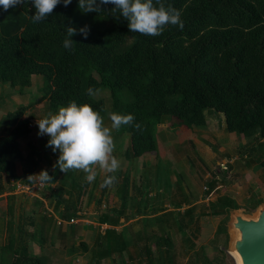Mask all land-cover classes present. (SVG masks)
<instances>
[{"label": "trees", "instance_id": "16d2710c", "mask_svg": "<svg viewBox=\"0 0 264 264\" xmlns=\"http://www.w3.org/2000/svg\"><path fill=\"white\" fill-rule=\"evenodd\" d=\"M164 2L180 11L184 27L167 26L156 37L130 32L127 21L115 18L119 12L112 13L111 4L85 13L78 8L79 0H72L38 23L30 20L35 14L31 2L18 5L22 19L0 8V83L23 90L35 76L43 82L38 99L0 117V174L9 173L14 161H23L18 140L29 133L25 115L34 104L47 100L51 113L70 102L89 104L104 119V100L88 95L89 88L107 89L110 112L133 115L134 124L141 125L139 130H118L129 136L123 153L127 160L156 150L155 132L162 118H175L181 128L190 129L205 124L207 109L223 115L227 133L264 142V0ZM69 26H87L89 34L86 39L72 36L75 44L66 49ZM256 164L264 167V161ZM234 208L225 203L215 214ZM191 212L183 214L190 218ZM16 241L11 234L6 237L2 262L45 264L46 257L32 256L26 243ZM79 249L87 251L84 243ZM145 256L154 264L148 247ZM202 262L210 264L205 257Z\"/></svg>", "mask_w": 264, "mask_h": 264}, {"label": "rangeland", "instance_id": "374dc122", "mask_svg": "<svg viewBox=\"0 0 264 264\" xmlns=\"http://www.w3.org/2000/svg\"><path fill=\"white\" fill-rule=\"evenodd\" d=\"M5 12L22 19L18 5ZM42 83L41 76L33 77L30 90H20L24 93H19L18 88L6 83L0 84V117L6 110H14L20 102L32 103L38 99ZM96 92L92 97L104 100V123L110 127L109 91L100 88ZM205 113L210 119L216 112L207 109ZM218 114L222 117L221 113ZM171 122L173 126L168 127ZM164 124L166 126H161L163 129L155 132L156 150L132 160L123 156L128 146L127 140L121 137L122 133L113 131L114 155L121 161V166L114 173L117 176L116 184L108 187L105 194L101 187L103 173L97 174L86 188L85 196L78 201L74 188L86 180V174L82 170H69L65 174L58 168L51 171L55 184L46 185L47 190L61 196V205L70 207L71 214L81 213L72 215V219L85 223L71 226H56L54 223L56 228L62 227L64 231L71 229L67 240L56 249L52 248L53 245L41 247L34 243L40 252L31 248L32 255L47 254V264H148L145 256V248L148 247L154 264H203V257L210 264H236L228 253L227 224L229 212L233 209L219 215L215 212L222 210L225 203L234 204L235 210L250 215L255 212L257 197L264 199V169L254 162L263 156L264 144L258 143L256 139L244 138L246 144L240 148L238 144L243 141L241 135L238 140L227 137L218 143L212 140L208 143L209 157L183 143L187 137L177 119L171 118ZM222 151L225 154L221 155ZM54 155L58 158L59 151L54 152ZM243 170L254 177L258 175L259 180L249 178L248 182L245 181L241 176ZM124 177L129 182V197L126 198V208L122 209L118 199ZM253 181L257 184L256 190L251 187ZM65 194L68 199H65ZM46 199L53 204V198ZM56 206L54 203V210ZM190 208L192 212L189 218L183 213ZM41 216L47 218L51 215L43 213ZM48 226L51 230L52 225ZM116 235H120L121 240H117ZM167 238V243L159 240ZM79 242L86 245L87 251L83 253L78 249L76 253H70V246L78 247ZM123 244L125 247L119 252L117 249ZM109 250L111 253L105 255Z\"/></svg>", "mask_w": 264, "mask_h": 264}, {"label": "clouds", "instance_id": "9594fccd", "mask_svg": "<svg viewBox=\"0 0 264 264\" xmlns=\"http://www.w3.org/2000/svg\"><path fill=\"white\" fill-rule=\"evenodd\" d=\"M31 2L35 14L30 17L34 23L44 21L53 10L63 3L64 7L71 4L72 0H0V8L8 11L17 5ZM111 4V12H119L116 19L127 21L130 32L146 36H160L167 26L184 27L181 13L171 5H166L164 0H79L78 8L83 12H99L100 5ZM67 37L63 46L71 49L75 44L71 37L77 34L85 39L89 34L87 26L81 29L69 26L66 28ZM88 95L97 92L89 88ZM111 125L105 126L104 119L99 112L93 110L89 104L77 105L70 102L66 107H60L55 114L49 112L45 118L36 120L38 136H47L46 147L53 152L59 151V156L53 168H58L61 173L69 170H82L85 179L91 183L98 173H103L105 178L101 187H113L117 182L121 161L114 155L115 142L113 131H118L122 126H134L140 129V124H134L133 115H120L110 113ZM53 177L46 170L38 175H29V184L44 186L55 184Z\"/></svg>", "mask_w": 264, "mask_h": 264}, {"label": "crops", "instance_id": "0c3cea01", "mask_svg": "<svg viewBox=\"0 0 264 264\" xmlns=\"http://www.w3.org/2000/svg\"><path fill=\"white\" fill-rule=\"evenodd\" d=\"M35 77H39V76H35ZM42 86H43V83L40 87L42 88ZM27 88L29 89V87ZM18 92L24 93V91H20L19 89H18ZM21 103L22 102L16 105L17 106L27 105L31 102H24L22 104ZM59 108L60 107L56 109L55 113L57 112ZM6 111L9 112V110H6ZM46 111L47 112L49 111L47 100H42L39 103L34 104L27 111L25 117L29 119V125H28L29 133L26 137L20 138L18 140V144H19L20 151L23 157V161H19V160L14 161L12 170L9 173L0 174V253H1V248L3 247L4 242L6 240V237L9 234H11L12 237L13 236L16 237V240H17L16 242L18 245L19 244L24 245L26 243L29 250L31 248H36L37 251L40 252V248L36 247L34 243L41 245V247H44L45 245H48L49 247H51L53 245L52 248L54 249H56L57 247H61L64 244V241L67 240V238L69 237V230L71 229L64 231L62 227L56 228L53 225L54 219L61 218L64 220H69L71 219L72 215L77 216L81 214L79 212L75 214H71L70 207L61 205V196H57L54 192L52 193L50 190H47V186L50 184H47V186L45 185L46 186L45 189L39 193V198H31L26 195L14 193V185L22 180L27 179L28 176L24 174V171L26 169L28 171H31L30 175H38L42 170H46L48 174L52 176L50 172L51 171L54 172L53 166L56 164V161L58 158H56V155H54V152L52 151L51 148L46 147L47 142H48V137L38 136L39 130L37 127V122H36V120H40L46 117L47 115ZM41 113L43 115H41ZM170 119L168 117L162 118L161 123L156 129V131H158V129H163L162 127L166 126L164 123H167L168 121H170ZM167 126L168 127L173 126L172 122L171 124H168ZM182 130H183L182 132L185 134V137H187L185 138V140H183V143H186L190 148L191 147L195 148L196 151L199 150L200 152L202 151L206 153L207 155H209V157H210V146L208 143L210 141L215 140V142L217 141L218 143V142H221V139L225 137L229 139L233 138L235 140H238V138H240L239 135L235 133H227L224 130V117L223 115L221 117V115H219L218 113H213V117L210 119L206 116V113H205V124L202 127L201 126L192 127L190 129H182ZM122 136L125 137V139L128 142L127 144H129L128 134L122 133L121 137ZM243 141H244V138H243ZM243 141H241L240 144H238V147L242 148L245 146L246 143L245 141L244 142ZM258 143L264 144L263 141H258ZM126 149H127V146L125 147L124 151ZM223 154L225 153L222 151L221 155ZM262 155L263 156H261V159L258 158L255 161L257 162L264 161V154ZM243 156L245 159L246 154ZM213 159L214 158L212 157L211 160ZM257 162H254V163L256 164ZM259 168L264 169V167H261V166ZM241 176L243 179L245 178L244 180L247 182L251 178H256L255 181L259 180L258 175L254 177V175H251V173L248 174V171L246 170L242 171ZM121 181H122L121 187L123 188L121 189V193L119 194L118 200L120 201V207L122 209H125L127 205L124 207L122 204V201L123 199H126L129 197V194H128L129 191L127 189V187L129 186V182L127 181L126 177H124ZM255 181H253L251 185L253 190L257 189L256 187L257 184H255ZM89 185L90 183L87 180H85V181L80 182L77 186H75L74 192H75V196H77L76 198L78 201H80L83 198V196H85L86 188ZM107 188L108 187H103V194H105ZM245 190H248V188L245 187ZM245 192L247 193L248 191H245ZM125 195L126 197L124 198ZM64 196H65V199H68L67 194H65ZM262 197L264 196L262 195ZM46 198H48L49 200L53 198L54 200L53 204L54 203L57 204V206L55 207L56 210H54L53 204H51L50 201H47ZM147 199H151V198H147ZM260 201H264V199H262L261 197H257V199L255 200V202L257 203H259ZM48 202L50 203L48 204ZM45 211H50L51 216L47 218L42 217L41 215ZM70 214L71 216H69ZM65 217H70V218L65 219ZM44 223H46L45 226H44ZM78 223L83 224L85 222L78 220V222L75 223V225H77ZM48 225H52L51 230L49 229ZM65 225L71 226L73 224H70V225L65 224ZM53 228H55V231H53ZM47 235H48V240H46ZM80 243H83V242H79L78 247H74L71 245L68 251H71L72 248H77L78 250ZM32 256H36V255H32ZM41 256L47 257L48 255L43 253L37 257H41ZM9 258L11 260V257ZM0 264H8V261L2 262V259L0 256ZM45 264H47V261L45 262Z\"/></svg>", "mask_w": 264, "mask_h": 264}, {"label": "water", "instance_id": "95a60500", "mask_svg": "<svg viewBox=\"0 0 264 264\" xmlns=\"http://www.w3.org/2000/svg\"><path fill=\"white\" fill-rule=\"evenodd\" d=\"M228 253L236 264H264V201L253 214L230 210Z\"/></svg>", "mask_w": 264, "mask_h": 264}, {"label": "built area", "instance_id": "2783aa9c", "mask_svg": "<svg viewBox=\"0 0 264 264\" xmlns=\"http://www.w3.org/2000/svg\"><path fill=\"white\" fill-rule=\"evenodd\" d=\"M44 186H40L38 184H29V182L26 180H22L14 185V193L16 194H23L31 198H39V193L42 192L45 189ZM44 214L50 215V211H45ZM78 221H75L74 219L64 220L61 218H55L54 223L56 226H62L65 224H75Z\"/></svg>", "mask_w": 264, "mask_h": 264}]
</instances>
